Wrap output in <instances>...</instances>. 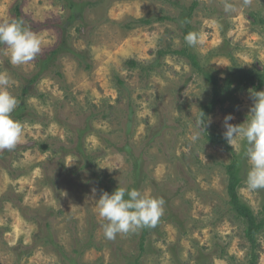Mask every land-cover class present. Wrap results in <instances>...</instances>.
<instances>
[{
	"label": "rangeland",
	"instance_id": "rangeland-1",
	"mask_svg": "<svg viewBox=\"0 0 264 264\" xmlns=\"http://www.w3.org/2000/svg\"><path fill=\"white\" fill-rule=\"evenodd\" d=\"M224 2L0 0V23L20 6L19 20L43 40L25 65L0 45V72L18 100L11 115L24 125L15 150L0 151V264H249L248 224L227 194L232 156L202 130L190 140L213 86L180 54L220 87L229 81L232 94L205 130L223 136L226 115L233 125L250 119L251 94L264 89L240 90L234 75L264 73V0H229L235 13ZM190 31L202 46L185 43ZM246 147L233 148L239 195L262 226L264 264V190H242ZM118 186L165 200L155 227L105 238L95 200Z\"/></svg>",
	"mask_w": 264,
	"mask_h": 264
},
{
	"label": "clouds",
	"instance_id": "clouds-1",
	"mask_svg": "<svg viewBox=\"0 0 264 264\" xmlns=\"http://www.w3.org/2000/svg\"><path fill=\"white\" fill-rule=\"evenodd\" d=\"M252 0H242L240 7L250 6ZM225 13H235L237 6L225 0ZM189 47L202 46L204 38L196 31L188 32L184 37ZM42 37L25 26L23 20L12 19L0 23V45L10 55L12 65H25L34 61L42 51ZM12 83L6 72H0V151L15 150L24 136V125L12 118L18 100L8 90ZM253 104L250 107V119L239 125L229 121L234 117H224L223 137L232 148H238L240 142L246 143L245 156L249 164L243 191L255 193L264 190V90L251 94ZM211 119H205L201 112L190 140L195 143L201 138V130L211 125ZM95 192V190H93ZM127 197V198H125ZM96 201L98 215L103 221L104 236L114 240L118 234L134 233L143 228H153L164 213L165 200L142 194L138 189L118 186L111 194L103 192Z\"/></svg>",
	"mask_w": 264,
	"mask_h": 264
},
{
	"label": "trees",
	"instance_id": "trees-1",
	"mask_svg": "<svg viewBox=\"0 0 264 264\" xmlns=\"http://www.w3.org/2000/svg\"><path fill=\"white\" fill-rule=\"evenodd\" d=\"M66 2H69L70 0H63ZM71 6V4H69ZM16 16L17 19H20V6L15 7ZM136 23H140L143 25H151V20H139ZM53 56L56 54L53 52ZM183 56H186L191 63L192 67L196 69V71L208 82L213 86V100L203 106L201 108V112L204 113L205 119L207 116L212 114L218 106L222 104L223 101V94L226 96H229L232 94V91L229 87V81H226L224 87H220L218 79L213 76L211 73L206 72L202 66L198 63L194 55L189 54L187 51L183 50L180 52ZM130 66L132 68H136L137 64L133 61H131ZM50 68V67H49ZM58 69V67H55ZM87 68H89L87 66ZM50 69L47 68L46 71H49ZM58 76L61 78H64L60 72H58ZM234 79L238 81V89H242L243 87H247L248 85L257 86L258 88L264 89V73H257L250 70H239L236 75H234ZM28 91V88H25V92ZM24 106H21L23 108ZM205 139L206 141L212 145L221 147L225 152H228L231 154V162L228 164L225 168L226 175L228 178V185H227V194L229 197V204L232 208V210L242 219L246 220L248 226L245 230V238L251 245V253H250V260L249 264H258L259 262V254L257 252V249L259 245L257 244V236L260 233L262 226L258 222L256 215L254 212L246 205L244 204L239 195V189L241 188L240 180H239V161L238 157L236 155V152L232 148L231 145H229L223 136L210 133L207 129L205 130ZM143 246V244H142Z\"/></svg>",
	"mask_w": 264,
	"mask_h": 264
}]
</instances>
